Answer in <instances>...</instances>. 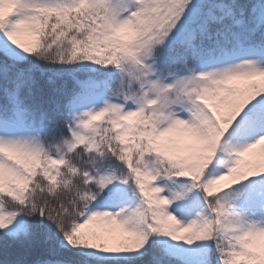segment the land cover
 <instances>
[{
  "label": "snow or ice",
  "instance_id": "1",
  "mask_svg": "<svg viewBox=\"0 0 264 264\" xmlns=\"http://www.w3.org/2000/svg\"><path fill=\"white\" fill-rule=\"evenodd\" d=\"M0 264H264V0H0Z\"/></svg>",
  "mask_w": 264,
  "mask_h": 264
}]
</instances>
